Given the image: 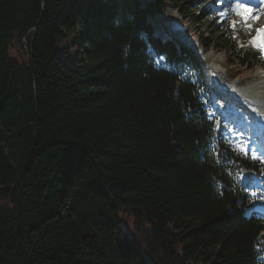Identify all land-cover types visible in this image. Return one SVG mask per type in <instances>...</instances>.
<instances>
[{
	"label": "trees",
	"instance_id": "obj_1",
	"mask_svg": "<svg viewBox=\"0 0 264 264\" xmlns=\"http://www.w3.org/2000/svg\"><path fill=\"white\" fill-rule=\"evenodd\" d=\"M197 5L0 0V264H264L242 160L214 139L206 64L148 20ZM233 37L199 47L251 70L256 53Z\"/></svg>",
	"mask_w": 264,
	"mask_h": 264
},
{
	"label": "rangeland",
	"instance_id": "obj_2",
	"mask_svg": "<svg viewBox=\"0 0 264 264\" xmlns=\"http://www.w3.org/2000/svg\"><path fill=\"white\" fill-rule=\"evenodd\" d=\"M198 3V6H202L201 9H191L190 15L182 16L179 9L172 6L166 9V13L161 16L151 17L152 25L156 35L162 40H171L172 38L179 42L182 46L192 49L193 51L199 53L201 51L198 46L200 41L208 38L210 41L214 42L216 49L222 48V42L219 39L220 36L224 35L228 29L234 30L236 37L242 42L249 35L248 27L245 26L241 17L237 16L233 11L227 8V18L223 19V23H218V18L215 13L203 14L204 10L209 9V5H213L214 0H192ZM145 3L146 0H143ZM215 9V6L214 8ZM259 12L264 13V9ZM255 15V13H253ZM264 15H260L258 19L250 21L253 35L249 42L255 35V29L263 28L264 23L262 19ZM220 20V19H219ZM161 21L160 25L156 22ZM235 21L236 26L234 28L230 27V23ZM155 22V23H154ZM246 41V40H245ZM251 44V43H250ZM217 46V47H216ZM254 48V47H253ZM254 50L258 52L255 48ZM75 47L72 44H64L59 48V56L63 62L67 65L74 67L75 63ZM217 51V50H216ZM216 51H207L202 57L206 58L211 63V68L215 72H220L224 75H230V70H233L236 74L235 81L231 82L232 87L236 88V92L240 95L236 97V101H228L229 108L224 109V121L229 122L232 116H236L238 112L241 113V121L237 123L238 130H246L247 126L250 124V116L245 115V110L242 108L252 109L255 106L258 112L264 111V58L256 62V66L252 70L240 69L237 66L233 68H228L227 61L225 59L224 53H218ZM237 68L239 69L238 71ZM228 71V72H227ZM212 86H216V81L211 78ZM230 89V87L225 86ZM254 88H257V94L255 96L256 100L252 97ZM218 93L221 94L222 99H226V91L217 89ZM252 91V92H250ZM246 92L248 97L242 96ZM249 92V93H248ZM236 93V94H237ZM215 107L221 109L225 106L227 102L225 100H219L214 98ZM260 107V108H259ZM234 108V109H233ZM263 108V109H262ZM253 125L257 123L251 122ZM243 157L246 158L245 155ZM244 175V182H249L247 179L249 173L247 171H242ZM121 225L123 227L124 233L135 238L140 244H145V232L144 227H137L135 225V219L131 211H123L120 215Z\"/></svg>",
	"mask_w": 264,
	"mask_h": 264
},
{
	"label": "snow or ice",
	"instance_id": "obj_3",
	"mask_svg": "<svg viewBox=\"0 0 264 264\" xmlns=\"http://www.w3.org/2000/svg\"><path fill=\"white\" fill-rule=\"evenodd\" d=\"M224 0H214V4H223ZM228 9L233 11L237 16L241 17L245 26L248 27L249 32H251L252 26L250 21H254L259 18L260 15H264V13L257 11L253 6H250L245 2V0H228ZM209 8H213V5H209ZM255 13V15H253ZM217 15L221 18L218 20V23H223V18L227 15L225 10H221L217 13ZM236 26V22L233 21L230 23V27L234 28ZM257 32V36L253 37L250 41L251 45L261 54L262 58H264V28L255 29ZM236 38V37H233ZM214 113H209V116H213ZM215 128L217 131H220L221 125L219 121H216ZM223 131L227 133H233L236 130L233 128H228L224 126ZM237 135H242L243 133H236ZM250 141L241 142L237 145V150L242 152L246 156L250 155L251 159H257L261 162H264V152H261L259 148H250ZM252 198L257 197L256 192L250 193ZM260 198L264 199V196Z\"/></svg>",
	"mask_w": 264,
	"mask_h": 264
},
{
	"label": "bare ground",
	"instance_id": "obj_4",
	"mask_svg": "<svg viewBox=\"0 0 264 264\" xmlns=\"http://www.w3.org/2000/svg\"><path fill=\"white\" fill-rule=\"evenodd\" d=\"M262 22H264V18L262 19ZM155 23V22H154ZM157 24H159L160 25V23H161V21H158V22H156ZM264 84V83H263ZM263 109V108H262ZM263 115H264V112H263ZM263 124H264V116H263Z\"/></svg>",
	"mask_w": 264,
	"mask_h": 264
}]
</instances>
